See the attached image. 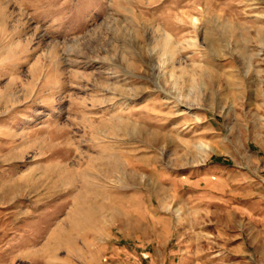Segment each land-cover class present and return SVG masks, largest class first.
<instances>
[{
	"label": "rangeland",
	"instance_id": "374dc122",
	"mask_svg": "<svg viewBox=\"0 0 264 264\" xmlns=\"http://www.w3.org/2000/svg\"><path fill=\"white\" fill-rule=\"evenodd\" d=\"M0 264H264V0H0Z\"/></svg>",
	"mask_w": 264,
	"mask_h": 264
},
{
	"label": "bare ground",
	"instance_id": "6f19581e",
	"mask_svg": "<svg viewBox=\"0 0 264 264\" xmlns=\"http://www.w3.org/2000/svg\"><path fill=\"white\" fill-rule=\"evenodd\" d=\"M175 84L177 83V81L174 82Z\"/></svg>",
	"mask_w": 264,
	"mask_h": 264
}]
</instances>
